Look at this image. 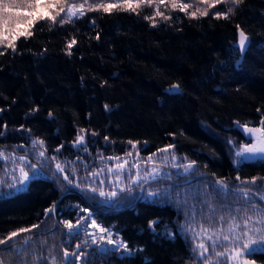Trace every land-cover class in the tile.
I'll list each match as a JSON object with an SVG mask.
<instances>
[{"label":"trees","instance_id":"16d2710c","mask_svg":"<svg viewBox=\"0 0 264 264\" xmlns=\"http://www.w3.org/2000/svg\"><path fill=\"white\" fill-rule=\"evenodd\" d=\"M118 2L64 0L65 8L83 4L85 15L71 23L63 14L56 22L35 23L31 37L14 41L16 51L7 47V39L0 43V151L26 156L31 175L22 191L0 198V239L39 226L13 242L18 248L31 237L24 252L0 245L3 264H65V249L88 253L86 264H194L196 242L203 239L211 252H223L231 246L223 240L230 235L231 218L241 220L245 209L255 216L253 204L264 208V182L247 185L258 195L246 199L239 193L245 185L235 179L264 176V161L233 163L227 150V135L241 137L235 122L260 125L264 119V0H244L228 19L215 13L231 3L208 8L203 0H177L188 5L184 10L171 0H152L136 12L88 10ZM205 8L208 15L201 16ZM157 9L167 19L156 15ZM38 11L55 16L57 10ZM237 25L250 38L243 53ZM174 84L180 85L178 92L166 91ZM78 135L85 141L75 145ZM38 139L43 146L33 145ZM129 141L142 156L174 145L171 152L180 160L196 161L192 178L184 181L187 177L177 175L182 172H170V178L166 174L149 183L163 185L158 196L144 198L143 191L136 196L140 181L127 185L131 191L101 199L98 191L88 190L96 185L84 175L109 157L127 154ZM58 163L64 173L57 172ZM30 165H38L39 175ZM215 178H227L230 191H217ZM5 188L0 192L10 191ZM54 205L55 211L47 212ZM89 212L113 239L128 244L130 256L97 251L91 234L100 233L87 219ZM78 219L79 227L69 235L63 221ZM201 225L211 229L215 248L198 235ZM77 244L82 247L76 249ZM247 258L264 264V251Z\"/></svg>","mask_w":264,"mask_h":264},{"label":"snow or ice","instance_id":"6c2138e0","mask_svg":"<svg viewBox=\"0 0 264 264\" xmlns=\"http://www.w3.org/2000/svg\"><path fill=\"white\" fill-rule=\"evenodd\" d=\"M205 4L208 5V8H215L217 5L224 3L228 4L231 3L233 7L228 8L227 11L220 12L217 11L215 13L217 18L223 17L228 19L230 14L234 13L235 7L239 6L244 2V0H203ZM144 3H152V0H119L118 3H101L99 5H93L88 10L96 11L102 9L105 13H111L114 9L123 8L125 11H132L136 12L137 9ZM160 3H164V0H160ZM172 6L179 7L181 10H184L188 7L186 4H178L177 0H171ZM208 8H205L203 11L200 12L201 16L208 15ZM38 9H46V10H57L56 15H45L44 12H39ZM63 14L67 17V22L71 23L73 18L79 19L85 15V8L84 5L81 4L79 8L75 4L69 5L67 8L64 7V0H0V43H3L5 39L8 40L7 47L11 48L13 51H16V41L19 37H31L33 32L30 31L33 25L39 21H43L45 19L51 20L56 22L57 16H61ZM156 15L161 16L164 19L167 17L163 16V13L160 12L158 9L156 11ZM193 16L196 13H192ZM145 19H149L153 21V26H156L155 20L152 17L146 16ZM61 24L65 23L66 21L61 18L59 21ZM21 24H26V27L21 28ZM239 29V40H238V47L241 53L245 52L249 46L250 38L248 34L243 30L240 29V26L237 25ZM7 34V35H5ZM14 34V35H13ZM97 39H99V35H97ZM76 43V40L73 39L69 44L68 48L71 49L72 45ZM3 52H0V55H3ZM239 64V61L237 62ZM180 90L179 84L172 85L166 91L168 92H178ZM105 108H108V105H105ZM259 111V109H258ZM52 113H49L51 116ZM260 127H249L247 124L241 125L239 121H237V126L240 127L243 132L252 139V143L244 144L240 146L235 153L237 160L235 161L237 164H241L243 162L249 160H261L264 161V119L260 121ZM5 128L7 125L4 126ZM83 131V130H82ZM4 135L3 132H0V136ZM107 140L108 138L105 137ZM85 141L84 135H78L76 141L73 143L75 145L83 144ZM33 145L35 146L37 143L43 146V140H34L32 141ZM147 142H145L146 144ZM129 144L133 148H136V144L132 141H129ZM174 145H167L165 148L158 149L159 152H168L174 149ZM86 150V149H85ZM59 151V149H57ZM155 156V153L152 154ZM38 156L41 158L45 157V151H40ZM0 158L7 160L9 157L5 155L3 151H0ZM55 159V157H53ZM109 159H116L119 160V157H110ZM149 160L152 159V156L148 158ZM173 160H176L177 157L175 155L172 156ZM187 159V157H185ZM20 160L27 161V157H20ZM127 164V161H125ZM125 164H118V169H123ZM33 169L34 175H39L38 165H30ZM177 168H182L183 172L178 173L179 176H191L195 172L196 161H189L183 165H175ZM57 172L64 173L65 168L61 164H56ZM112 170L109 169V172ZM21 177L16 183L8 184V188L12 191L8 192H0V198H6L14 195L16 192H20L23 190V185L31 179V175L29 172H25L23 168H20ZM93 175H99V173H93ZM161 175L160 170L153 168L151 172L147 173L149 179H155L156 176ZM170 178L171 174H167ZM15 179V177H14ZM237 181H240L242 185L245 187L239 189V193L245 197L246 199L250 198L254 194L251 192V189L247 187V185L255 186L257 182H264V176L256 177L253 176L250 179H241L239 175L235 178ZM64 180L68 182V184H73V181L69 179L68 175L64 176ZM140 177L137 176L135 183H139ZM3 182L0 181V184ZM101 183H104L101 181ZM215 185L218 186L217 191L227 193L230 191V185L228 183L227 178H218L215 182ZM79 187V184L75 185ZM262 187H264V183H262ZM91 192H96L97 189L92 187L88 189ZM123 191H131V188L125 187L124 189L120 190ZM166 196H170L171 193L169 191H165L164 193ZM99 195L101 197H106L107 200H111L112 198L116 197L118 193L116 191H112L110 193H106L104 191H100ZM157 192H150L149 196L155 197L157 196ZM261 200H264V196H261ZM252 210L255 213V216H249L248 210L245 209L244 217L241 220H238L236 217H232L229 222L228 231L230 235H224L223 240L230 242V247H225L223 252L215 253L217 257V264H219V258L224 257L225 262L224 264H256L255 260L248 259L247 257L250 256L252 253L264 251V208L260 207L259 205L253 204ZM55 211V205L48 209L47 212L51 213ZM85 212H88V209H84ZM92 213L89 212V216L87 219H91V225L97 229H99V235L95 233L91 234L92 236V244L97 246V251L101 255H108L113 252H120L121 256L128 255L130 256L131 250L128 247V244L123 240L113 239V233L103 227L101 224L97 223L95 219H92ZM81 219H84L83 217ZM223 220V217H221ZM151 224H155V221L150 222ZM65 228L68 229V234L71 235L73 232L79 227L80 220L76 221V224H73L70 220L63 221ZM38 225H32L31 229L21 228L16 231L10 232L4 239H0V245H4L9 249H12L16 252H24L26 251V246L30 244L31 237H25L24 242L18 248H13V242L16 240L17 237L20 236L21 233L30 232L32 229L38 228ZM191 230V229H187ZM211 229L204 227L201 225L200 233L203 236H207L208 240L212 241L211 247H216V240L213 239V236L208 235ZM219 231H223L221 228ZM218 239V237H217ZM107 245H111L112 247L109 248ZM82 246L81 244L76 245V249H80ZM196 249H199V256L203 257V264H211L208 257L205 256V253L209 251V245L205 244L204 240L201 239L200 243L196 246ZM193 249V251H196ZM64 258L65 264H75L76 261H80L81 264H86V259L88 253L80 252L79 255L75 251L69 252L67 249L64 250ZM38 259V258H37ZM52 260L55 261V257H52ZM0 264H3V261L0 260ZM21 264H26V262L21 261Z\"/></svg>","mask_w":264,"mask_h":264},{"label":"rangeland","instance_id":"374dc122","mask_svg":"<svg viewBox=\"0 0 264 264\" xmlns=\"http://www.w3.org/2000/svg\"><path fill=\"white\" fill-rule=\"evenodd\" d=\"M240 124H247L249 127H260L259 124ZM235 126L240 131L241 137H237L236 135L232 134L227 135L228 155L230 156L233 163H235V161L237 160L235 153L238 148L240 146H243L244 144L252 143V139L248 137L240 127L237 126V122H235ZM153 153H155V156L152 155ZM173 155L175 154H173L171 150L168 152H159L157 150L148 155L142 156L138 154L137 148L132 147V149L129 150L127 154L123 156H117L120 158L119 160L108 159L102 163L101 167L92 168L88 170L87 174L84 175V179L89 181L91 185H96L95 188L98 192H100L101 190L106 193H110L112 191L118 192L120 189L126 187L128 184L133 183L136 180L137 176L140 177V181L146 180L148 178L147 173L151 172L153 168L159 169L161 173V175L156 176L155 179L161 177L167 178L166 174L170 172H183L182 168H177L175 167V165H183L186 163L183 160H180L176 155L175 156L177 157V159L173 160ZM150 156H152L151 160L148 159ZM8 157L9 158L7 160L1 158L0 163V181L3 182L2 184H0V186L4 187V190L6 189L5 187H7L8 184L16 183L19 180V178L21 177L20 168H23L25 172H27L28 168L27 162L20 160L21 156L12 154L8 155ZM125 161H127V164H125ZM118 164H125V166L123 169H118ZM109 169H111L112 171L109 172ZM97 172L99 173V175L94 176L93 173ZM155 179H151L142 185L140 193L143 191L142 196H144V198H151L152 196H149L150 192H157L158 195L164 192V187L163 185H161V183L149 184ZM101 181H103L104 183H101ZM144 185L146 186L143 190ZM101 199L103 198L101 197ZM199 243L200 242L195 243L194 249H196V246ZM199 251V249H196V251H194L196 256V261L194 264H203L204 258L199 256ZM205 256L208 257L211 264H217V257L215 256V253L213 251L211 252L210 248L209 251L205 253ZM221 258H223V262H225V258Z\"/></svg>","mask_w":264,"mask_h":264},{"label":"water","instance_id":"95a60500","mask_svg":"<svg viewBox=\"0 0 264 264\" xmlns=\"http://www.w3.org/2000/svg\"><path fill=\"white\" fill-rule=\"evenodd\" d=\"M236 39H237L236 43L238 44V40H239V29L237 30ZM198 174H199V175H203V174H206V173H198ZM191 178H192L191 176H190V177H187L186 179H184V181H188V180H190ZM217 179H218V178H215V181H216ZM149 180H151V179L147 178L146 180L143 181V183H142V184L139 186V188H138V192H137V195H136V196L139 195V193H140V191H141V188H142V185H143L144 183L148 182ZM262 202H263V204H264V200H262Z\"/></svg>","mask_w":264,"mask_h":264}]
</instances>
